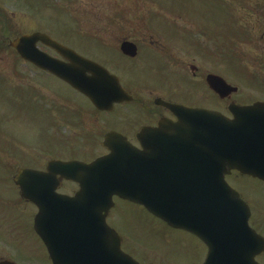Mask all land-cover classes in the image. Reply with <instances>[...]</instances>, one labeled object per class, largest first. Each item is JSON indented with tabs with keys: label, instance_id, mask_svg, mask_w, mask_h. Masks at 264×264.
Wrapping results in <instances>:
<instances>
[{
	"label": "water",
	"instance_id": "water-1",
	"mask_svg": "<svg viewBox=\"0 0 264 264\" xmlns=\"http://www.w3.org/2000/svg\"><path fill=\"white\" fill-rule=\"evenodd\" d=\"M37 44L52 49L67 62L41 53ZM9 46L21 59L79 91L99 110L108 111L122 99L124 92L115 77L45 34L24 35ZM121 51L135 55L131 43H124ZM208 83L222 99L236 93L220 78L208 77ZM229 111L234 116L230 121L212 112L187 111L176 126L144 130L139 140L150 141L149 147H144L149 154L126 147L124 140L112 133L104 140L111 154L91 165L50 162L48 175L20 170L14 183L25 199L43 208L51 206L45 199L66 198L55 194L58 183H48L49 179L60 176L79 185L74 198L57 205L71 207V216H62L65 223L76 219L74 213L79 209L75 205L92 206L83 219L95 221L99 230L89 233L96 236L95 240L74 249L72 238L64 241L69 249L49 248L51 261L135 264L123 255L118 241L104 243L107 227L101 215L112 207V199L117 196L144 207L169 227L196 236L208 248L204 264H256L255 257L264 252V240L249 228L250 210L229 188L225 176L237 171L264 182V104L240 108L232 105ZM68 228L63 224L57 229L58 236L69 234Z\"/></svg>",
	"mask_w": 264,
	"mask_h": 264
},
{
	"label": "rangeland",
	"instance_id": "rangeland-1",
	"mask_svg": "<svg viewBox=\"0 0 264 264\" xmlns=\"http://www.w3.org/2000/svg\"><path fill=\"white\" fill-rule=\"evenodd\" d=\"M257 1L0 0V153L10 154L5 155L0 163L12 165L16 157L13 154L17 151L38 156L41 166L63 153L59 144L53 143L64 135L58 134L63 124L58 120V113L52 111L61 99L80 96L57 79L41 75L24 63L13 49L7 48L10 40L35 31L43 32L86 59L107 63L113 71L120 73L121 67L114 61L121 60L119 48L122 40L140 47L152 41L164 42L166 31L176 29L178 31L174 32L181 33L180 37L190 43L197 40L204 45V51L207 50L209 55L205 67L218 68L217 75L238 89L232 97L234 103L250 105L264 98V40L259 37L261 26L256 14ZM227 8L228 17L225 16ZM215 21L224 29L231 24L238 25L245 28L246 33L237 31L235 40L219 36L218 49V43H214L217 37L212 34ZM254 24L258 25L256 29ZM205 29L209 33L200 34ZM191 37H195L194 40ZM40 49L55 56L49 49ZM135 90L137 92L138 88ZM226 104L227 109L229 103ZM96 127L100 129V126ZM94 130L101 133V130ZM93 152L100 154V147L94 148ZM12 171L0 172L1 196L6 193V189H2L6 187L2 185L11 189ZM227 182L243 200L250 202L253 215H258L259 210L264 215V184L236 174ZM64 190L75 188L69 186ZM137 215L135 225L139 226L142 239L135 247L149 260L146 264H201L203 256L196 240L171 233L158 235L160 224L142 210ZM128 221L132 222V219L127 217L122 221L124 231ZM150 226L154 227L150 229Z\"/></svg>",
	"mask_w": 264,
	"mask_h": 264
},
{
	"label": "flooded vegetation",
	"instance_id": "flooded-vegetation-1",
	"mask_svg": "<svg viewBox=\"0 0 264 264\" xmlns=\"http://www.w3.org/2000/svg\"><path fill=\"white\" fill-rule=\"evenodd\" d=\"M230 5H227V7L229 8ZM257 5L256 14L260 17L258 25L261 26L259 37L263 41L264 0H258ZM247 6L250 8L249 5ZM228 8L225 13L227 17L229 16ZM258 25L254 24L255 29ZM214 28L212 34L214 38L217 37L214 43H218V49H220L219 36L222 35L226 40H235L237 31L246 33V29L240 28L238 25L231 24L224 29L225 27H220L219 24H216V21ZM174 31L178 30L172 29L166 32L164 42L152 41L140 47L134 43L136 46V56L134 58H129L119 51L121 60H115L114 64L121 67L120 73L113 71L107 63L102 65L119 79L121 87L127 92L131 100L114 104L111 111L107 112L96 110L90 101L82 96L73 99H61V103H57L56 109L54 107L52 112L58 113V120L63 124V129L58 134L61 133L62 135L63 133L64 135L62 138L60 137V140H55L54 143L57 146L59 144L58 148L63 153L59 154L58 157H52L48 162L61 160L66 163L75 161L90 164L93 160L109 154L102 141L106 134L112 132L120 135L127 142H124L123 145L127 146L128 144L132 148L144 151V147H149L150 144L149 140H143L142 142L139 140V136L144 129H156L160 123L176 124L179 121V117L172 113L167 106H164L165 104L192 110L214 111L229 117V114H226V101L220 100L219 96L209 89L207 78L209 75L219 76L217 75L219 69L205 67L204 62L209 58V55L207 50L204 51V45L194 40L195 37H191L195 44L190 43V41L180 37L181 33H175ZM203 31L200 34L209 33L206 29ZM123 41L127 40L121 42ZM137 88L138 91H134ZM262 102L264 103V98L252 103ZM96 126H100V129ZM94 129L101 130V133H97ZM97 146L100 147V154L95 155L93 149H97ZM144 152L149 154V151ZM5 155L10 154L0 153V162L4 160ZM13 156L16 157L12 165L7 166L1 164L2 162L0 163V172L3 171L5 174V170L7 172L13 170L12 172L16 174L18 169H29L45 173L47 170L48 162L40 166L38 156L34 154L17 153L16 151ZM55 183H58L56 193L69 198L45 199L46 205L57 201L59 203L68 201L74 197L75 192L78 190V186L59 179V177L56 178ZM32 184L37 186L39 183L34 182ZM69 186H74L75 190L65 191L64 188ZM2 187H6L2 188L6 189V193L5 196L0 195V264H52L47 252V241L35 231V222L41 216L39 228H41L45 237V229L51 228L53 218H55L58 211L52 207L43 208L25 199L22 196L21 189L16 188L14 185L11 189L7 185H2ZM39 194L41 193L39 192ZM112 206L113 208L103 215L107 227L110 229L106 235L107 241L110 243L111 240L117 241V238H119L122 252L137 264H146L145 262L149 261L135 247V244L138 245L142 239L141 231L138 230L139 226L135 225L138 218L137 213L140 210L160 224L161 231L157 233L158 235L171 233L173 235L188 236L198 242L202 256L205 253L204 245H201L194 236L165 225L139 205L115 198ZM58 208L63 212L69 210L64 206ZM127 217L132 219V222H127V230L124 231L121 225ZM46 219L50 220L48 224H46ZM249 221L253 230L264 237L263 213L260 210L256 216L252 213ZM151 227L154 226L149 228L151 229ZM93 228L94 230L97 229L95 226ZM84 230L88 232L87 229L84 228ZM155 232H157V227ZM53 238L48 240L50 245L61 240L57 237ZM80 238L82 240L88 239V234L80 236ZM74 240L77 244H83L77 237ZM180 243L182 244L183 241ZM186 258L189 260L190 257L187 255ZM257 260L262 261L264 264V255L259 256Z\"/></svg>",
	"mask_w": 264,
	"mask_h": 264
}]
</instances>
